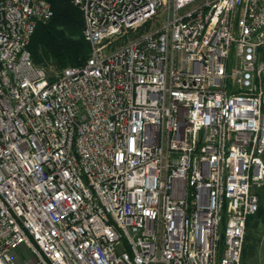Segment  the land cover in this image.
<instances>
[{
	"label": "built area",
	"instance_id": "1",
	"mask_svg": "<svg viewBox=\"0 0 264 264\" xmlns=\"http://www.w3.org/2000/svg\"><path fill=\"white\" fill-rule=\"evenodd\" d=\"M74 3L90 56L50 77L51 4L0 0V264H242L264 0Z\"/></svg>",
	"mask_w": 264,
	"mask_h": 264
},
{
	"label": "trees",
	"instance_id": "2",
	"mask_svg": "<svg viewBox=\"0 0 264 264\" xmlns=\"http://www.w3.org/2000/svg\"><path fill=\"white\" fill-rule=\"evenodd\" d=\"M51 4L53 15L40 23L29 49L37 66L52 63L58 69L84 64L91 46L84 35V18L74 0H45ZM260 198V197H259ZM252 216L249 223L254 219ZM248 228V226H247Z\"/></svg>",
	"mask_w": 264,
	"mask_h": 264
},
{
	"label": "rangeland",
	"instance_id": "3",
	"mask_svg": "<svg viewBox=\"0 0 264 264\" xmlns=\"http://www.w3.org/2000/svg\"><path fill=\"white\" fill-rule=\"evenodd\" d=\"M119 45L120 43L117 42L116 46ZM41 67H44L47 70L50 77H54L62 71V69H58L52 63H47L46 66ZM257 194L260 197L259 211L247 228L242 264H264V261L260 260V255L256 250L257 241H253L255 238H259L262 234L263 224L261 223V227H259L258 224L260 225V222H262V219L264 218V181L261 187L257 190Z\"/></svg>",
	"mask_w": 264,
	"mask_h": 264
},
{
	"label": "crops",
	"instance_id": "4",
	"mask_svg": "<svg viewBox=\"0 0 264 264\" xmlns=\"http://www.w3.org/2000/svg\"><path fill=\"white\" fill-rule=\"evenodd\" d=\"M257 222V221H256ZM261 223L263 224L262 225V234L261 236L258 238H253L254 240L253 241H257L256 244V250L257 252L259 253L260 255V260L264 261V218L262 219V222H260V225L258 224L259 227H261Z\"/></svg>",
	"mask_w": 264,
	"mask_h": 264
}]
</instances>
